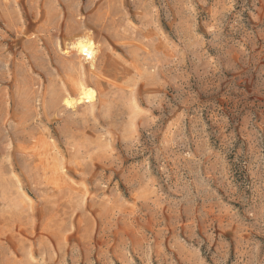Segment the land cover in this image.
<instances>
[{
    "label": "rangeland",
    "instance_id": "obj_1",
    "mask_svg": "<svg viewBox=\"0 0 264 264\" xmlns=\"http://www.w3.org/2000/svg\"><path fill=\"white\" fill-rule=\"evenodd\" d=\"M0 264H264V0H0Z\"/></svg>",
    "mask_w": 264,
    "mask_h": 264
},
{
    "label": "bare ground",
    "instance_id": "obj_2",
    "mask_svg": "<svg viewBox=\"0 0 264 264\" xmlns=\"http://www.w3.org/2000/svg\"><path fill=\"white\" fill-rule=\"evenodd\" d=\"M71 32V31H70ZM5 43V42H4ZM95 43H93V41L90 39V37L88 36H82V37H79L77 39L76 42H74V44H72L73 46V49L76 50L77 53L79 54H83V55H86L87 54L89 55V57L91 56H94L95 55V46H94ZM72 48V47H71ZM72 50V51H74ZM69 51V50H68ZM71 54V51L69 52ZM74 54V53H73ZM80 87V86H79ZM82 87V86H81ZM86 89V88H85ZM83 90V89H82ZM84 93H86L85 91L86 90H83ZM83 93V92H82ZM71 98V97H70ZM83 98V96L81 97ZM66 103L68 104H73V100H70L69 98H66L65 99Z\"/></svg>",
    "mask_w": 264,
    "mask_h": 264
},
{
    "label": "built area",
    "instance_id": "obj_3",
    "mask_svg": "<svg viewBox=\"0 0 264 264\" xmlns=\"http://www.w3.org/2000/svg\"><path fill=\"white\" fill-rule=\"evenodd\" d=\"M87 57H89V55H87Z\"/></svg>",
    "mask_w": 264,
    "mask_h": 264
}]
</instances>
